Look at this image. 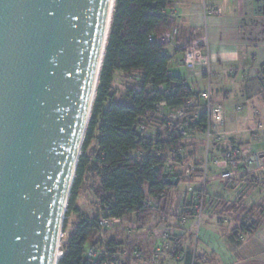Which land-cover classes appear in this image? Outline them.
<instances>
[{"label": "water", "instance_id": "obj_1", "mask_svg": "<svg viewBox=\"0 0 264 264\" xmlns=\"http://www.w3.org/2000/svg\"><path fill=\"white\" fill-rule=\"evenodd\" d=\"M115 0H0V264H58Z\"/></svg>", "mask_w": 264, "mask_h": 264}, {"label": "trees", "instance_id": "obj_2", "mask_svg": "<svg viewBox=\"0 0 264 264\" xmlns=\"http://www.w3.org/2000/svg\"><path fill=\"white\" fill-rule=\"evenodd\" d=\"M170 8V0H115L92 111L67 202L58 264H104L108 259L118 261V256L126 250L133 252L130 243L122 246L114 238L104 241L99 238L101 231L108 229H102L101 217H119L121 223L141 225L154 214L160 219L167 202L165 191L178 192L180 182L198 176L183 178L173 166L167 165L171 149L179 145L186 149L184 140L188 137L182 138L177 128L170 126L166 110L155 108L156 103L165 102V108L173 110L194 99L195 108L201 112L200 121L206 119L199 107L202 105L199 93L191 90L185 77L174 75L169 69L170 44L161 42L160 38L173 28L178 32ZM117 72L127 82L120 97L113 84ZM161 126L165 128L164 135L158 128ZM156 127V132H152ZM195 132L203 133V127L199 125ZM185 151L182 158L174 159L187 160ZM258 176H239L247 182L245 190L226 202L221 210L239 221L236 237L239 231L255 233L264 219L263 210L256 215V208L244 201L249 189L255 185L260 188ZM85 186L100 205L99 213L92 218L77 205ZM148 201L155 204L148 205ZM190 205L182 202L183 214H192ZM72 213L78 216L79 223L66 233ZM191 245L188 238L180 248L186 256L185 264L190 259ZM90 248L94 255L88 254ZM197 258L202 262L199 250Z\"/></svg>", "mask_w": 264, "mask_h": 264}, {"label": "crops", "instance_id": "obj_3", "mask_svg": "<svg viewBox=\"0 0 264 264\" xmlns=\"http://www.w3.org/2000/svg\"><path fill=\"white\" fill-rule=\"evenodd\" d=\"M170 1L169 12L178 25L176 38L169 45L171 52L167 47L172 55L171 61L182 63L177 50L206 31L213 101L224 107V123L219 130L226 131L230 141L250 142L264 160V128L256 138L250 132L258 121L264 125V0ZM217 7L220 8L219 13L206 12ZM205 69V65L199 63L194 71H190L193 77L190 83L185 77L188 86L196 93L207 86ZM231 71L235 72L234 75ZM120 78L121 73L117 72L113 83L117 89ZM199 102L203 103L202 100ZM203 138L202 133L194 132L185 139V156H188V150L203 144ZM224 145V141L216 144L214 154L221 153ZM258 178L264 180V169ZM246 184L244 179L237 178L225 188L240 187V193L245 190ZM253 190H259L260 198L251 196L247 200ZM212 197L218 202L215 205L208 204L209 209L214 212H209L200 229L198 250L202 264H264V219L255 233L243 234L239 231V237H236L234 229L239 226V221L228 212L221 211L224 204L232 200L215 197V194ZM244 201L256 208V214L261 210L264 212V192L258 186L249 189ZM261 215L264 218V213ZM150 219L157 221L158 215L149 217L144 224ZM157 240H151L148 246L158 243ZM133 246L135 250L142 248L137 242Z\"/></svg>", "mask_w": 264, "mask_h": 264}, {"label": "built area", "instance_id": "obj_4", "mask_svg": "<svg viewBox=\"0 0 264 264\" xmlns=\"http://www.w3.org/2000/svg\"><path fill=\"white\" fill-rule=\"evenodd\" d=\"M207 13H219L220 8H210ZM176 29H171L166 35L160 38L161 42L171 44L176 38ZM182 64L188 71H194L199 63H203L206 67L207 87L199 92V100H202L200 108L206 114L204 122L200 121L201 112L198 107L195 108L194 99H188L179 108L168 110L165 108V102H158L155 108L159 111L166 110V118L170 126L176 127L177 134L182 138L189 137L191 131L195 132L199 125L203 127V158L192 161L190 159H174L182 154L185 148L182 145L172 148L171 156L166 158L168 166L174 168L183 178H192L196 175L200 180V187L193 191L181 192L179 207L177 211L171 210L170 197L173 192L165 191L167 202L161 213L160 219L157 220V226L153 231H147L144 228L139 229L136 236L140 238H149L155 230L158 231L157 239L162 242V247H157L155 253L150 258L152 264H165L166 260L172 259L178 263H186L185 253L180 250L182 243L190 238L192 241L191 255L187 264H202L197 258L198 243L200 239V229L203 218L205 216L204 209L206 206L215 205L218 200L216 198L209 199L207 186L210 182H216L221 186H227L241 175H259L264 169V160L260 152L254 150L250 142L239 143L230 141L226 131L219 130L224 123V107L223 104H215L212 96V88L210 81L211 67L210 54L208 51V39L206 31L203 35L194 38L187 46L178 52ZM234 75V71H231ZM240 109L239 107L237 108ZM264 128L263 122L258 121L250 132L255 138L262 132ZM225 142L223 150L219 154H214L216 144ZM173 170V171H175ZM215 170V171H214ZM260 190L264 192V180L259 182ZM189 192L191 197L189 198ZM179 193V191L177 192ZM190 202L192 214H183L182 202ZM148 205H154L155 201H148ZM170 217L175 218L174 222L170 221ZM122 219L119 217H101L100 225L102 229H111L120 224ZM153 238V237H152ZM165 244V245H164ZM159 253H161L159 255ZM89 255H94L93 249L88 250ZM143 253L140 250L122 252L123 261L108 259L104 264H126L129 256L141 257Z\"/></svg>", "mask_w": 264, "mask_h": 264}, {"label": "rangeland", "instance_id": "obj_5", "mask_svg": "<svg viewBox=\"0 0 264 264\" xmlns=\"http://www.w3.org/2000/svg\"><path fill=\"white\" fill-rule=\"evenodd\" d=\"M168 49L171 52L170 46ZM169 69H170V72L173 73L174 75H180V76L186 77L189 83L193 79L192 73L190 71H188L182 63H176V61H171L170 65H169ZM126 84H127V82L122 80V77H121L120 81L118 83V89H117L119 97L123 94V92H125ZM207 84H208V81H207ZM158 128H160L162 130L163 135H164L165 134V128L163 126L158 127ZM152 130H153L152 132L155 133L157 130V127L155 130H154V128H152ZM202 145L203 144H199L195 149L188 150V152L190 151L188 153V156H187L188 159H190L192 161H196L197 160L196 156H197L198 160L203 158L202 156L204 153V149H203ZM200 184H201L200 180L197 177L194 178V181L180 182V184L178 186L179 193L173 192V196L170 197L171 210L177 211L179 204H180V201H179L180 195L179 194L181 192L189 191V189L190 190H196L200 187ZM239 188L240 187H237L235 189L225 188V186H221V185L217 184L216 182H210L207 186V191H208L209 195L211 194V196L209 197V199L211 198V200L214 199L212 197V196H214V194H215V197L221 196L225 200H234L236 198V195L239 193V190H240ZM251 196L254 198L257 197L259 199L260 198L259 190L251 191V193L249 194V197L247 196V200L248 199L250 200ZM190 197H191V193L189 192V198ZM77 205L83 210L84 213L88 214V216L90 218L96 216V214H98L99 210H100V205L97 201V198L94 196L91 189L88 188L87 186L83 187V189L80 193V196L77 200ZM212 211L213 210L209 209L208 206L205 207V209H204L205 216L203 218V222H204V219H206V216L209 215V212L212 213ZM65 217H66V215H65ZM169 220L174 222L175 218L170 217ZM78 223H79L78 216L75 213H72L68 218V226H67L66 233H68L70 230H72ZM156 226H157V221L153 220V219H150L149 221H147L146 224L143 223V225H141V223L127 222L126 221L124 223L117 224L115 227H113L111 229L102 230L99 238L103 241L110 239V238H114L115 241L122 243L123 244L122 246H127L129 243L131 245H133V244H136V242H137V245L142 247L141 249L139 247V249H140L141 253H143V254L141 257H134V256L130 255L129 259H127L126 264H129V263L130 264H152L150 258L153 256V253H155V250H157V247H160V248L162 247V242L157 240L158 243L153 244L151 246H148V243H150L151 240L157 239L158 231L155 230V232L153 233V235H152L153 239H152L151 235L149 236V238H140L139 239L136 236V234L139 233L138 230L141 228H144L147 231L151 232L156 228ZM62 235H63V233H62ZM144 242H146V243H144ZM160 254L161 253H159V255ZM118 259H119L118 261H123L121 255L118 256ZM165 264H178V262H176L170 258V259L166 260Z\"/></svg>", "mask_w": 264, "mask_h": 264}, {"label": "bare ground", "instance_id": "obj_6", "mask_svg": "<svg viewBox=\"0 0 264 264\" xmlns=\"http://www.w3.org/2000/svg\"><path fill=\"white\" fill-rule=\"evenodd\" d=\"M60 254H61V253H59V255H58V256H60Z\"/></svg>", "mask_w": 264, "mask_h": 264}]
</instances>
